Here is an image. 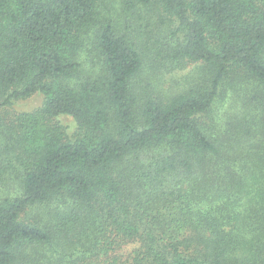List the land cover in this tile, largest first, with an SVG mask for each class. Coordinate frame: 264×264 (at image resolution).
<instances>
[{
    "label": "trees",
    "instance_id": "trees-1",
    "mask_svg": "<svg viewBox=\"0 0 264 264\" xmlns=\"http://www.w3.org/2000/svg\"><path fill=\"white\" fill-rule=\"evenodd\" d=\"M0 264H264V0H0Z\"/></svg>",
    "mask_w": 264,
    "mask_h": 264
},
{
    "label": "rangeland",
    "instance_id": "rangeland-1",
    "mask_svg": "<svg viewBox=\"0 0 264 264\" xmlns=\"http://www.w3.org/2000/svg\"><path fill=\"white\" fill-rule=\"evenodd\" d=\"M138 23V22H137ZM139 28H141L140 24H136ZM142 34L145 35V32L142 31ZM92 33L88 35V38H92ZM88 39V40H89ZM152 37L148 34V36L142 39L143 42L147 43L145 46V52L143 59H145V67L142 72V77L146 79H152L154 82L158 83L160 87L163 89V92H168L172 84L180 83L188 84L190 83V75L194 72L193 65L186 62L184 64H180L177 67H173L170 65L168 60H165V65L162 61L158 64L154 59L155 49L153 45L149 43ZM155 39V38H154ZM149 43V44H148ZM177 65V64H176ZM192 71V72H191ZM42 104V97L39 94H32L24 99H15L10 106L3 108L4 117H10L23 112L35 111ZM60 124L65 127L68 135L78 134L79 130L74 125V122L71 117L67 115L58 116ZM36 211H32L29 214L34 215ZM46 213V212H45Z\"/></svg>",
    "mask_w": 264,
    "mask_h": 264
}]
</instances>
